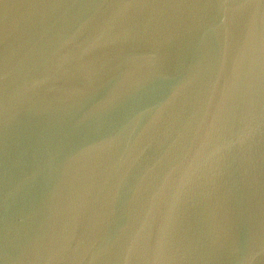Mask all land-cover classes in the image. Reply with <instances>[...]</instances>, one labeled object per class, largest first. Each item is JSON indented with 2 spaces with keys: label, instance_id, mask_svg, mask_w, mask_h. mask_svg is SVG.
<instances>
[{
  "label": "water",
  "instance_id": "95a60500",
  "mask_svg": "<svg viewBox=\"0 0 264 264\" xmlns=\"http://www.w3.org/2000/svg\"><path fill=\"white\" fill-rule=\"evenodd\" d=\"M0 264H264V0H0Z\"/></svg>",
  "mask_w": 264,
  "mask_h": 264
}]
</instances>
